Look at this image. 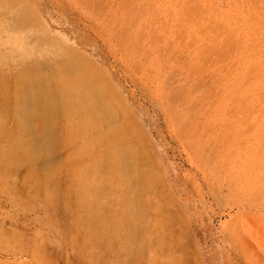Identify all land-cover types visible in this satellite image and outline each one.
<instances>
[{"label": "rangeland", "instance_id": "rangeland-1", "mask_svg": "<svg viewBox=\"0 0 264 264\" xmlns=\"http://www.w3.org/2000/svg\"><path fill=\"white\" fill-rule=\"evenodd\" d=\"M7 1L10 3L6 4ZM0 4V7L2 6L0 36L5 37V34L11 36L12 32L19 30L23 36H28L26 38L28 43L39 45V42H44L48 45V51L39 50L34 59L26 60L21 67L14 61L9 63L5 54L0 52V93L3 94H0V101L2 103L4 101L3 105L0 103V113L2 111L0 114V264L85 263H82L84 260L80 259L79 253L82 244L76 242L72 231L71 214L75 208L68 205L69 197L75 193L71 191L76 190L71 188L77 185L78 188L81 185L83 187L78 181L81 179L80 176L84 175L79 176L80 171H85V169L79 171L80 166L81 168L85 166L82 164L79 168L75 165L77 172L73 167L68 168L71 164L74 166L68 161L72 159L71 161L75 162L71 155L80 147L82 138L77 136L80 140L76 138L74 140L72 136V134L78 135L74 125L75 117L76 120H80L75 116L77 110L79 112L80 106L77 105L79 102L73 98L76 103L74 104L72 98L71 101H67L66 97H75V95L78 97L79 94H76L78 90L86 93L82 92L89 98V101L84 99V103H81L83 104L81 107H87L84 109L86 118L90 116L94 123V129L89 135L101 130L102 125L103 128H109L115 125V122L117 124L120 119L126 123V125L123 123V126L134 123L127 126V130L132 135L131 146L136 148L135 153H139V157L133 160L136 162H131V166L134 164L137 167H131V173L119 179L129 180L127 183L123 180L126 185L128 182L129 186L131 185L129 189L125 188V191L133 192V197L131 196L129 204L124 203L126 206L123 203H114L115 205L112 206L113 208L118 206L119 210L122 206L125 207L121 210H127L125 211L127 215L123 213L124 211H120L124 214L121 213L122 219L126 221L125 224L129 223L128 226L139 224V211L143 208L145 200L148 202L154 195L164 199V201L163 199L156 201L159 198L153 197V205L151 204L153 208L145 215L148 220L152 218V221L150 220V227L147 225L143 230L147 231L139 234V240L135 245V249H139V244L144 241V246L147 245L148 248L144 249L146 255L142 252L146 257L141 258L143 261L139 258V264L141 262L155 264L158 259L157 264H264V0H0ZM3 7L8 9L1 13ZM21 9L24 11L22 12ZM20 11L22 13L20 20L16 21L14 12ZM202 21L203 23H200ZM207 23L208 27L207 25L205 27L204 24ZM37 63L41 64L38 66ZM54 63L62 65H57L59 68H56ZM81 63L84 67L80 65ZM73 64H76L75 67L80 66L77 67L79 68L77 71L73 70L75 68ZM66 65L68 67L73 65V69L69 71L70 68L68 69ZM91 65L95 66V72L97 69L96 74L98 73L99 78L97 75L93 76L95 73L91 71L94 69L88 70L93 68ZM85 66L90 67L87 69ZM52 67L54 74L59 76L54 77ZM64 68L72 75V71H80L79 76L75 73L72 78L77 76L81 78V82L77 79L79 82L75 81V83H79V86L85 85L81 88L86 92L80 90L78 84L75 86L71 77L68 78L71 80L68 81L69 84L66 83L64 78L67 79L71 74L65 76L67 72ZM21 69L24 71L34 69L32 72L40 74L37 75L38 79L34 85L24 80V73L19 75ZM55 69L57 71L62 69L65 77L63 78L61 71L59 72L62 73L61 75L57 74ZM82 71L88 74L91 72L90 76L84 75L89 78L93 76L94 81L91 79V82H88L90 80L86 76L88 80L86 83ZM60 76L61 81L62 79L64 81L58 82L63 84H60L63 88L66 84L71 85V87L66 86V91L70 88V95L61 87L62 92L66 94H64L65 98L60 94L62 93L60 87L57 88L58 83L56 85V79L60 80ZM82 76L83 82L87 85L92 83L95 90L92 89V85L87 86L82 82ZM20 78L23 79L21 86L25 84L23 88L21 87L22 90L24 89L23 92L17 86H20V83L18 84ZM95 79H98L100 84ZM105 82L107 85L103 86ZM45 85L50 90L52 87V90L50 91ZM33 87L35 94L32 91ZM44 88L48 89L47 93L52 94L44 93L48 95L47 102L42 99L43 96L46 97L44 94L42 96ZM53 88L60 90L58 95L64 101L61 103L64 104L61 107L63 111L68 107L69 101L73 107L76 105L77 110L73 108L76 112L69 108L72 111L70 116H75L73 119L70 117L71 119H68L70 121L66 120L69 113L63 112L67 114L64 119L69 126H66L62 117L61 120L58 119V112L61 109L59 107L58 111L57 109L46 111L47 118L51 117L54 126L50 125L52 122L47 121L49 119L45 116H39L41 121H45L42 123H45L43 128L46 132H43L41 128L43 124L37 120L36 123L40 126L36 130L40 132L38 135V132L33 130L23 142L13 140V143L9 134L14 131L17 116L23 113L22 107L24 106L26 110L27 105L35 104L34 95H38L43 100L41 102L39 99V103L45 105L48 103V97H52L49 98V102L53 99L51 104H54L57 95L54 96L52 93ZM71 88L75 92H72ZM57 91L55 89L56 93ZM87 92L92 93L89 95ZM20 94L22 96L27 94L26 102H22ZM89 96L91 98L97 96L95 98L98 99L93 98L95 105ZM15 98L20 103L16 102ZM105 99L108 100L106 103ZM97 101L98 103L101 101L99 105L103 110L101 112L99 107L95 112ZM21 102L25 103L22 105ZM110 104L114 105L113 108ZM92 106L95 108H90ZM114 108L119 112L116 115L117 119ZM80 109H82L81 114L83 108ZM15 111L17 113H14ZM92 111L95 113H89ZM51 112H54L51 115L58 117L51 116ZM73 112L76 114L73 115ZM6 116L10 117L6 118ZM106 116L112 117L107 119ZM52 117L57 122L59 120V126L54 123ZM79 117L85 116L81 114ZM62 120L65 124L62 122L64 128L61 125ZM100 120L101 126L98 124ZM72 126L75 130L72 128L71 131ZM52 127L56 128V131L59 127L65 131L59 129L60 133H57L59 131L53 129L54 131L51 132ZM61 132L65 139L57 137L62 135ZM68 133L70 135H67ZM54 134L57 135L52 136ZM67 136L72 140L70 141ZM60 139L65 142L69 140V145H66L69 147H65V154L63 152L58 157L53 153V149ZM20 144H24L23 147ZM31 145H34L33 148ZM37 147L43 150L40 151L38 159L27 160L24 156L33 153ZM17 150L19 154H15ZM143 154L145 155L142 156ZM63 155H68L71 159L67 156L69 160L65 158L66 163L63 161ZM51 163H54L53 166ZM72 168L75 170V175H78L75 176L79 179L77 182L75 177H71L74 181L69 178L74 176V172L67 174L68 171H74ZM43 170L46 171V179L49 171L50 175L52 171V177L56 172L58 175L54 174L55 182L48 178L54 187L47 186L48 180L45 182L47 189L54 188L48 189L51 195L42 193V188H45ZM37 172L39 174H36ZM131 175L137 176V179ZM35 178L38 182L33 183L36 181ZM71 180L78 184L74 185L71 182L74 186H70ZM27 181L30 185L32 183L31 186L34 188L29 187ZM146 183L148 185H145ZM33 184H38L39 188ZM40 187L41 191L38 190ZM67 188L71 189V194ZM34 189L38 192H32ZM47 189L45 188L46 191ZM147 194L151 195L150 198ZM161 205L162 211L165 212L163 209L165 205L164 207H168V210L165 209L169 212L170 218L174 217L173 221L170 219L171 222H167L168 225L166 223L168 219L164 220L166 225L161 220L167 218V214L164 212L155 214L157 207ZM129 207L134 211H129ZM155 221L162 225H157ZM156 226H163L164 230L163 227L158 229ZM169 227H174V231ZM167 229L169 230L166 233ZM117 231L118 229L113 230V238L120 236L122 239L123 236ZM169 231L172 233L170 234L172 240L168 235ZM159 232L162 233V239L163 233L169 238L165 236L163 240L166 238L167 240L162 241ZM174 234L177 236L173 238ZM166 242H171L172 245L169 243L168 248ZM159 246L162 253L158 251ZM148 252L151 257L147 258ZM117 253L119 257L122 256V252L119 253L116 249L109 254L114 258L118 257L115 255ZM157 253L160 255L156 260L154 255Z\"/></svg>", "mask_w": 264, "mask_h": 264}, {"label": "bare ground", "instance_id": "bare-ground-1", "mask_svg": "<svg viewBox=\"0 0 264 264\" xmlns=\"http://www.w3.org/2000/svg\"><path fill=\"white\" fill-rule=\"evenodd\" d=\"M87 2H89V1H87ZM10 3V1H7L6 2V4H9ZM1 5V4H0ZM2 7V6H1ZM0 7V8H1ZM87 7V6H86ZM5 9H8V8H4L3 7V9L1 10V13L3 12V11H5ZM21 11L23 12L24 10L23 9H21ZM21 11L19 12V13H16V12H14L15 13V16H14V18L16 19V21H19L20 20V15L22 14L21 13ZM91 11V10H90ZM95 12V11H94ZM5 15V14H4ZM121 21V20H120ZM196 21V20H195ZM194 21V22H195ZM198 21H200V20H198ZM205 22V21H204ZM120 23V22H119ZM200 23H203V21L202 22H200ZM198 24V26H199V23H197ZM191 25H192V23H191ZM194 25H196V24H193V26ZM205 25H207V27H208V23L207 24H204V26ZM197 26V27H198ZM202 26V25H201ZM200 26V28H202ZM206 27V26H205ZM210 29V28H209ZM205 30H208V29H205ZM19 30H16V31H14V32H12L11 33V36H10V34H5V37L4 36H0V52H2L3 54H5V57H6V59H7V61L9 62V63H12L13 61H14V63H18L19 65V67H21L22 65H24V63H25V61L26 60H32V59H34L35 57H36V55L39 53V50H41V51H48V48H47V44H45L44 42H39V45H36V44H33V43H28V41H27V37L28 36H23L22 35V33L19 31ZM209 31V30H208ZM210 32V31H209ZM208 32V33H209ZM28 33H30V32H28ZM210 34V33H209ZM211 34H213V33H211ZM206 35V34H205ZM209 36V35H208ZM34 37V36H33ZM197 37V36H196ZM202 37H204V36H202ZM5 38V39H4ZM207 39H208V37H206ZM209 38H210V36H209ZM24 39H26V40H24ZM203 39V38H202ZM211 39V38H210ZM201 40V39H200ZM27 41V42H26ZM196 41H199V40H196ZM216 41V40H215ZM211 43V42H210ZM224 43H225V41H224ZM198 44V43H197ZM203 44V43H202ZM215 44V43H214ZM214 44H212V45H214ZM20 45H22L23 47H20ZM199 45V44H198ZM211 45V44H210ZM219 45V44H218ZM222 45V44H221ZM212 47V46H211ZM218 47V46H217ZM213 48H215V47H213ZM217 49V48H216ZM85 60V59H84ZM83 61V60H82ZM65 62V61H64ZM63 62V64L65 65V63ZM79 62H81V61H78V63ZM84 62H86V61H84ZM67 63V62H66ZM77 63V62H76ZM39 64H41V63H39ZM39 64L37 63V65L39 66ZM55 64V63H54ZM61 64V63H60ZM60 64H58L57 63V65H60ZM56 64H55V66H56V68H59L58 66H57ZM62 65V64H61ZM69 65V64H68ZM74 65V64H73ZM72 65V66H73ZM76 65V64H75ZM75 65L73 66V68L75 67ZM80 65H82L83 66V64L81 63ZM86 65V64H85ZM89 65V64H88ZM67 66V65H66ZM72 66H67V68L69 69L70 68V70L69 71H71V69H73L72 68ZM81 66V67H82ZM92 66V65H91ZM54 67V66H53ZM53 67L51 68V70H53V75H54V77L55 76H59V75H55L54 73H55V71H54V69H53ZM77 67H80L79 65H77ZM77 67H75L73 70H75L76 69V71H77V69H79V68H77ZM84 67V66H83ZM82 67V68H83ZM86 67V66H85ZM90 66H88V67H86L87 69L89 68ZM93 68H90V69H88L89 71H91L92 69H94L95 68V66H92ZM35 68V67H34ZM44 68V67H43ZM55 68V67H54ZM61 68V67H60ZM97 68V67H96ZM25 69V68H24ZM24 69H21L19 72H20V74L19 75H21V74H23L24 73V80L26 81H29V83H30V85H34V82L35 81H37V79H38V76L40 75H38V74H36L35 72H32V71H30V69L29 70H25L24 71ZM27 69V68H26ZM62 69H63V67H62ZM62 69H58V71H57V74L62 70ZM65 69V68H64ZM82 70H84V71H86L85 69H82ZM64 71H66L67 72V70L65 69ZM63 71V72H64ZM67 72L66 74L67 75H65V73H63L62 71V76H63V78L65 77V76H69L70 74H71V72ZM76 71H72V73H73V75L75 74V73H77V75H78V73L80 72H76ZM52 72V71H51ZM91 72H94L95 73V75H93V76H96L97 75V78H99L98 77V73L96 74V72H97V69H96V72H95V69L94 70H92ZM91 72H90V74H88V73H84L83 71H82V73H83V76L84 77H86L87 75H84V74H88V76H90L91 75ZM98 72H100L99 71V69H98ZM60 74V73H59ZM60 74V75H61ZM69 74V75H68ZM93 74V73H92ZM38 75V76H37ZM65 75V76H64ZM73 75L71 74V76H69V77H67V79L66 78H64L66 81V83H68V81H71V80H73V82L75 83V81L76 82H79L77 79H79L80 80V82H81V78H78V76L77 75H75V76H77L76 78H72L73 77ZM82 75V74H81ZM80 75V76H81ZM14 76V75H13ZM42 76V75H41ZM74 76V77H75ZM82 76V82L84 81L83 80V77ZM87 76V77H88ZM93 76H91L92 78H89V80L90 81H88L87 80V77L86 78H84L86 81V83H87V81L88 82H91V79L94 81V77ZM103 76V75H102ZM22 77V76H21ZM25 77H26V79H25ZM70 77H71V80H69L70 79ZM45 78V77H44ZM61 76H60V80H58V79H56V85H57V83H58V86H57V88L59 89V87H60V90H61V87H62V89H64L65 90V92H68V94L70 93L69 91H70V88H68L69 90L68 91H66V86H68V87H71V85H67L66 83H64V84H66L64 87L65 88H63V86H61L60 84H62V83H59V82H63L64 81V79H62L63 81H61ZM69 78V79H68ZM100 78H101V76H100ZM52 79V78H51ZM76 79V80H75ZM20 81L18 82V84L20 83V86L19 85H17V83H16V85L19 87V89H21V87L22 86H24V85H22L21 86V82H22V78H20L19 79ZM39 80H40V77H39ZM39 80H38V83H39ZM54 81H52V83H55ZM59 81V82H58ZM95 81H98V79H95ZM2 82V81H1ZM40 82H42V81H40ZM85 82H83L84 84H86ZM99 82V81H98ZM10 83V82H9ZM13 83V82H12ZM29 83H28V85H29ZM37 83V84H38ZM72 83V82H71ZM70 83V84H71ZM74 83H72L73 84V86H74ZM97 83V82H96ZM95 83V84H96ZM106 83V82H105ZM104 83V85L103 86H105V85H107V83L105 84ZM69 84V83H68ZM78 84V85H77ZM89 84V83H88ZM99 84H100V82H99ZM98 84V85H99ZM40 86H42L43 85V83H42V85L41 84H39ZM63 85V84H62ZM78 86L79 88H81L82 86H85V85H83V84H81V86H79V83H75V86ZM87 85V84H86ZM90 85V84H89ZM89 85H87V86H89ZM91 85H92V87H93V84L91 83ZM90 85V86H91ZM101 85V86H102ZM9 86V85H8ZM46 86V88H48L47 87V85H45ZM72 86V87H73ZM4 87V86H3ZM26 87V86H25ZM50 87H51V85H50ZM55 87V86H54ZM91 87V88H92ZM100 87V86H99ZM110 87V86H109ZM17 88V87H16ZM23 88V87H22ZM57 88H55L56 89V91L58 90ZM87 88H89V87H87ZM97 88V87H96ZM174 88V87H173ZM179 88H180V86H179ZM1 89V88H0ZM8 89V88H7ZM19 89H16L17 91H19V93H21V92H23V90L20 92V90ZM30 89V88H29ZM34 89H35V87H33L32 88V91H33V93L35 92L34 91ZM36 89H38V86H37V88ZM42 89H43V86H42ZM49 89V88H48ZM48 89H45L44 88V92L42 93V96H43V94L44 93H47L46 92V90L48 91ZM55 89L53 88V90L54 91H52V93H54V96H56L57 98H56V100H55V102H54V104H51V101L53 100H51L50 102H49V100L52 98H50V97H48V103H46V105L44 104V103H39V101L41 100L40 98H39V96L37 95V96H35L34 95V97H35V99H36V103L34 104L33 103V105L32 104H30V105H27V107L25 108L26 110H24V106L22 107V114H20V116H17L18 117V119H17V121H15L16 123H14V124H16V126L14 127V131L12 130V132L9 134V136H10V139L13 141V140H16V141H22L23 142V140H25V139H27V137H28V135H29V133L32 131V133H33V130H37V129H39L38 127H40L38 124L39 123H36V122H38L37 120H39V122H45L44 120L43 121H41L42 119H40V117H44L45 116V118H47V115L46 114H48L46 111H51V110H53L54 111V109H57V108H61V107H63V105L61 104V103H64V101H62V97H64L66 94L64 93V92H62V90H61V92L63 93H60L61 94V96H59L58 94V92H60V90L59 91H57V93L55 92ZM92 89H94L95 90V88L93 87ZM100 89V88H99ZM98 89V90H99ZM106 89H107V86H106ZM109 89V88H108ZM177 89V88H176ZM41 90V89H40ZM39 90V91H40ZM50 90V89H49ZM51 90H52V87H51ZM50 90V91H51ZM71 90H72V92H75V91H73V88H71ZM76 90V89H75ZM80 90H84V88H81ZM98 90H96V91H98ZM104 90H105V88H104ZM110 90V89H109ZM31 91V90H30ZM42 91V90H41ZM77 91V90H76ZM85 92H86V90H84ZM15 92V94H16V91H14ZM25 92V91H24ZM49 92V91H48ZM83 92V91H82ZM82 92H80L79 90H78V93L76 92V94H79L80 95V93L82 94ZM98 92H100V90L98 91ZM105 92V91H104ZM112 92V91H111ZM84 93V92H83ZM90 94L92 93V92H89ZM88 92H87V94H89ZM101 93H103V91H101ZM106 93V92H105ZM171 93V92H170ZM1 94V93H0ZM18 94V93H17ZM22 94H24V93H22ZM35 94V93H34ZM47 94H51V92L50 93H47ZM56 94V95H55ZM65 94V95H64ZM84 94H86V93H84ZM89 94V95H90ZM100 94V93H99ZM1 95H3V94H1ZM45 96H46V94H44ZM52 95V94H51ZM70 95V94H69ZM73 95H75V93L73 94ZM72 95V96H73ZM78 95V97L75 95V97H77V98H75V97H71L70 96V98L69 97H66V98H68L67 99V101L68 100H70L71 98H72V100H73V98L74 99H77V101L79 102L77 105H79L80 106V108H83V112H81V114H83L85 117H79L81 114H80V110H82V109H80V108H78L79 109V112H78V110H77V108H76V110H77V112H76V110L74 109L73 110V105H72V103H70V101H69V104H71L72 106H69V104H68V107L67 108H64V111L65 112H68L69 114H68V117L66 118V120H68L70 117L73 119V117H75V116H77L78 118H80V120L78 121V119L76 120V117H75V125H74V128L76 129H74L73 128V126L72 127H70L71 128V131L74 129L75 131H76V133H78V135L76 134L75 136L72 134V136H73V139L74 138H76V139H78V137L79 138H82V143H81V145H80V147L79 148H77V150L76 151H74V149H73V151H74V153H73V151H72V155H71V153L70 154H68V155H71V157L73 156L74 157V161L76 162V164H75V162H73V161H71L72 159L71 158H69V156L68 155H63L62 157L64 158L63 159V161H65V158L67 159V160H69V159H71L70 160V162L68 161V163H73L74 164V166H71L70 164V166L68 167L69 169H71L70 167H73L75 170H76V172H77V166H78V168H79V166L82 164V166L83 165H85V166H83L82 168H81V166H80V168H79V171L80 170H84L85 169V173L84 172H81L80 171V174L79 173H77V174H79V176L80 175H83V176H80L81 177V181L79 180V179H77V177H78V175H75V170L72 168V170H74V171H68L69 173H67L68 175H70V172H74L73 173V175L74 176H68L70 179H72L71 177H75V176H77V177H75V182H77V180H79L78 181V183L80 182L81 184H83V187H84V185H85V187L83 188L82 187V185H81V187L79 186V188H78V183H75V182H73L74 180V178L69 182V183H71V182H73V184L75 185H77V187L75 186V187H73V188H71V189H76L75 191H71L72 193L73 192H75V193H73L70 197H69V200H68V205L70 206V205H72V206H74V208H75V210L74 209H72V210H74L73 212H72V231H73V234L75 235L74 237H76V238H74L75 240H76V242L79 244V245H81L82 244V247H81V251L79 252V250H78V252L80 253V256H81V260L83 259L84 261H82V263L83 262H85L86 264H139V261H140V259L141 258H143L144 257V259H145V257L146 256H143V253H144V249H146L147 247V245H146V243H145V245L146 246H144V241H141V243L139 244V249H135V245H136V243H137V241L139 240V234L140 233H142V231L144 230V228L147 226V225H149V227H150V223H151V219H147V217L145 216L146 215V213L149 211V210H152V206H151V204H152V201H153V197L155 196H153L152 198H150V196H149V194H147V196H149V198H150V200L148 201V202H146V200L144 201L145 202V204H144V202H143V208L141 209V211H139V224H131V225H129L128 226V224L126 223L125 224V222H124V220L122 219V217H123V215L125 214V211L127 212V210H121L122 209V207L120 208V210H119V207L117 206V208L115 207V208H113L112 206L113 205H115L114 203H125V204H129L130 203V201H131V199H132V193L133 192H130V191H125L126 189L125 188H127V189H129L130 187H131V185L129 186V182H128V184L126 185V183H127V181H129V180H119L120 179V177L121 176H123L124 177V175L125 174H130L131 173V167H133L134 166V164L131 166V162H136V161H133V160H136L138 157H139V153L138 152H136L135 153V150L134 149H136L135 147H132L131 145H132V135H131V132H129L127 129H128V127L127 126H131V125H133V124H131V125H127V126H123L122 124L123 123H125V122H123L122 120L123 119H120L121 121H119L117 124H116V122H115V125L113 124V126H111V125H109V126H111V127H109V128H103V125L101 124V120H100V122L98 123V124H100V126L102 125V129L101 130H98V132L97 133H94L93 135H89V133H91L92 132V130L94 129L93 128V125H94V123H92V119H90L91 117L89 116V113H91V114H94L96 111H97V109H98V107H99V105H100V102L102 101H99V103H98V101H97V104L96 105H98L97 106V108H95L94 106H92V107H90V108H92V109H94L95 108V112H89L88 113V116L89 117H87L86 118V114H84V112L86 113V111H84V109H85V104H84V106L85 107H81V105H83V104H81V103H84V99L85 100H87V101H89V98L88 97H86L85 95H80L79 96ZM101 95H103V94H101ZM107 96H108V94H106ZM115 95V94H114ZM17 97L16 98H18V95H16ZM19 96H21L22 98H21V100H22V102L23 101H25L26 102V97H27V94H25V96L23 95H19ZM48 96V95H47ZM47 96L46 97H42V99L43 100H45L46 102H47ZM83 96H84V98H83ZM88 96V95H87ZM6 97V96H5ZM8 97H9V95H8ZM23 97L25 98V100H23ZM58 97H59V99H58ZM64 97V98H65ZM83 99H82V98ZM90 97V96H89ZM95 97H97V96H95ZM94 96H93V98H94V100L95 99H98V98H95ZM103 97V96H102ZM15 98V101L17 100ZM50 98V99H49ZM54 98V97H53ZM79 98H81V100L79 99ZM93 98H91L90 97V99H92V102H93ZM202 98V97H201ZM9 100H10V98H8ZM19 100H20V98H18ZM40 99V100H39ZM55 99V98H54ZM80 101H83V102H80ZM109 99V98H108ZM6 100V99H5ZM43 100H41V102L43 101ZM58 100H61L62 102H60V101H58ZM64 100H66V99H64ZM104 100V99H103ZM106 100L107 99H105V103H106ZM111 100H112V98H111ZM76 101V100H75ZM76 101V102H77ZM86 101V102H87ZM108 101V100H107ZM118 101V100H117ZM16 102H18V100L16 101ZM16 102H15V105H16ZM21 102V104L23 105L24 103H22ZM57 102V104H55ZM73 102H74V100H73ZM92 102H88V103H91V105L94 103H92ZM96 102V101H95ZM115 102V101H114ZM200 102V101H199ZM0 103H1V105H3V103H4V101H3V103L0 101ZM18 103H20V102H18ZM17 103V104H18ZM50 103V104H49ZM52 103H53V101H52ZM86 104L87 106L89 105V104ZM108 103H110V102H108ZM196 103V102H195ZM204 103V102H203ZM74 104H76L75 102H74ZM102 104H103V101H102ZM188 104V103H187ZM21 105V106H22ZM94 105H95V103H94ZM105 104H103V106H104ZM108 105V104H107ZM110 105H112V108H113V104H110ZM26 106V105H25ZM17 107V106H16ZM20 107V106H19ZM78 107V106H77ZM94 107V108H93ZM106 107V106H105ZM110 107V106H109ZM188 107H190V106H188ZM1 108H2V106H1ZM4 108H7V106L5 107L4 106ZM18 108V107H17ZM16 108V109H17ZM69 108H72L71 110H73L74 112H76L77 113V115H75L74 114V112H73V115H75V116H70L71 114H72V111L71 110H69ZM87 108V107H86ZM100 108V107H99ZM102 108V107H101ZM100 108V112H101V109ZM104 108V107H103ZM19 109V108H18ZM62 109V108H61ZM61 109H59V112H58V116H53V115H51L52 113H54V112H51L50 113V115L51 116H53L54 118H57L58 117V119L60 118V120H61V117L63 118V120H64V122H65V119H64V117L65 116H67V114H65V113H63L64 111H63V109L61 110ZM104 109H108V107L107 108H104ZM120 109V108H119ZM2 110V109H1ZM15 109H14V107H13V111H14ZM60 110L62 111V112H60ZM88 110H89V108H88ZM88 110H87V112H88ZM91 110V109H90ZM111 110V109H110ZM109 110V111H110ZM114 110H116V112L114 111ZM114 110H112L113 111V113L115 112L116 114H115V118H116V115L119 113L118 112V109H116V108H114ZM7 111H9V110H7ZM17 111H19V110H17ZM17 111H15L14 113H17ZM56 111H58V109L56 110ZM55 111V112H56ZM71 111V112H70ZM103 111V110H102ZM106 111V110H105ZM4 112H6V111H4ZM108 112V111H107ZM123 112V111H122ZM186 112V111H185ZM1 113H2V111H1ZM0 113V114H1ZM62 113V115L60 116V114ZM78 113H79V116H78ZM99 113V112H98ZM103 113V112H102ZM6 114V113H5ZM63 114H65V115H63ZM97 114V113H96ZM95 114V115H96ZM100 114V113H99ZM108 114H109V112H108ZM110 114H111V112H110ZM191 114V113H190ZM206 114H207V112H206ZM7 115V114H6ZM11 115V114H10ZM105 115H106V112H105ZM187 115V114H186ZM210 115V114H209ZM15 116V115H14ZM14 116H12V118L14 117ZM40 116V117H39ZM91 116H94V115H91ZM100 116V115H99ZM102 116V115H101ZM122 116V115H121ZM3 117H5V115L3 116ZM8 117H10V116H8ZM7 116H6V118H8ZM52 117V119H54ZM97 117V116H96ZM107 117V116H106ZM106 117H104L105 119H106ZM110 117H112V116H110ZM109 117V118H110ZM124 117V116H123ZM70 118V119H71ZM89 118V119H88ZM95 118V117H94ZM103 118V120L105 121V119ZM108 117H107V119H109ZM47 119H49V120H47V121H50V122H52V120H51V117L49 116ZM57 119V120H58ZM97 119V118H96ZM99 119H101V118H99ZM117 119V118H116ZM125 119V118H124ZM63 120L61 121V125H62V127L64 128V126H63V124H64V122H63ZM125 120H127V119H125ZM124 120V121H125ZM68 121H70V120H68ZM73 120H71V122H72ZM78 121V122H77ZM110 122L112 121V120H109ZM113 121H114V117H113ZM7 122H8V119H7ZM57 123V126H59L60 125V122H59V120H58V122H59V124H58V122L56 121V119H54V123ZM62 122H63V124H62ZM70 122V123H71ZM98 122V121H97ZM105 122H107V121H105ZM120 122H122V123H120ZM66 123V122H65ZM68 123V122H67ZM67 123H66V126H69V125H67ZM104 123V122H103ZM128 123H131V122H129L128 121ZM127 123V124H128ZM43 124V123H42ZM42 124H40V125H42ZM50 124V123H49ZM97 124V123H96ZM44 125H45V123L43 124V126H41V128H43L44 127ZM51 126H54L53 125V122L50 124ZM50 125H49V127H50ZM65 125V124H64ZM71 125H73V124H71ZM125 125H126V123H125ZM198 125V124H197ZM207 125V124H206ZM12 126H14V125H12ZM12 126H11V128H12ZM66 126H65V128H66ZM107 126V125H106ZM55 127H56V125H55ZM61 127V128H62ZM126 127V128H125ZM133 127V126H132ZM228 127V126H227ZM62 128V129H63ZM70 128L68 129V131L70 130ZM73 128V129H72ZM96 128V127H95ZM13 129V128H12ZM49 129V128H48ZM47 129V130H48ZM53 129H55V131H56V128H53L52 127V129H51V132H53L54 130ZM58 129V128H57ZM59 129H60V127H59ZM59 129L57 130V131H59ZM62 129H60L61 131H65L64 129L62 130ZM97 129H98V127H97ZM96 129V130H97ZM42 131V130H41ZM46 132V129L44 130V128H43V132ZM56 131V132H57ZM132 131V130H131ZM38 131H36V133H37ZM42 132V133H43ZM55 132V133H56ZM36 133H34V134H36ZM40 132H38L37 133V135L39 134ZM48 133V132H47ZM49 133H50V131H49ZM57 133H60V131L59 132H57ZM74 133V132H73ZM200 133V132H199ZM61 134L62 135H57V134H54V135H52V136H55V135H57V137H59V138H63L64 137V135H63V132H61ZM64 134H65V132H64ZM75 134V133H74ZM79 134H81L80 136H79ZM133 134V133H132ZM32 135V134H31ZM41 135H43V134H41ZM49 135V134H48ZM67 135H70L69 133L67 134ZM52 136H51V138H52ZM78 136V137H77ZM38 137V136H37ZM36 137V138H37ZM46 137V136H45ZM68 137V136H67ZM31 138H33L34 139V137H31ZM30 138V139H31ZM44 138V137H43ZM56 137H54V139H55ZM69 138V137H68ZM42 139V138H41ZM53 139V138H52ZM51 139V140H52ZM64 139H65V137H64ZM70 139V138H69ZM35 140V139H34ZM58 140V139H57ZM56 140V141H57ZM72 140V138L70 139V141ZM75 140V139H74ZM78 140H80V139H78ZM31 141V140H30ZM49 141V140H48ZM47 141V142H48ZM68 141L69 140H67L66 142L63 140L62 141V139H60L59 140V142L56 144V146L54 147V149L52 148L53 146H51V149H53L54 151H53V153L55 154V155H57L58 157H60L61 155H62V153L65 151V147H69V146H66V145H69L68 144ZM137 141V140H136ZM32 142V141H31ZM38 142V141H37ZM64 142H65V145H64ZM73 142V141H72ZM12 143V142H11ZM13 143H14V141H13ZM49 143V142H48ZM47 143V144H48ZM53 143H54V141H53ZM70 143V142H69ZM138 143V142H137ZM16 144H17V142H16ZM33 144V143H32ZM73 144V143H72ZM18 145V144H17ZM21 145V144H20ZM24 145V144H23ZM23 145H21L22 147H23ZM36 145V144H35ZM51 145V144H50ZM134 145V144H133ZM19 146V145H18ZM32 146H34V145H31V147ZM48 146V145H47ZM73 146V145H72ZM140 146V145H139ZM30 147V146H29ZM45 147H46V145H45ZM78 147V146H77ZM19 148H20V146H19ZM18 147H17V149H19ZM33 148V147H32ZM40 147H37L36 148V150L32 153H29L27 156L25 155L24 157L28 160V159H30V161L31 160H34V159H38V157H39V155L41 154L40 153V151H43L42 150V148H40ZM140 150V148H137V150ZM29 151H31L30 149H28ZM47 150V149H46ZM50 150V149H49ZM143 149H141V153H143V151H142ZM10 151V150H9ZM20 151V150H19ZM51 151V150H50ZM48 152V151H47ZM138 153V154H137ZM15 154H19V152H18V150H17V152H15ZM51 154V153H50ZM64 154H65V152H64ZM145 154H143L142 156H144ZM44 156V155H43ZM53 156V155H52ZM64 156H66V157H64ZM67 156H68V158H67ZM18 157V156H17ZM61 157V158H62ZM201 157V156H200ZM20 158V157H19ZM22 158V157H21ZM44 158V157H43ZM52 158V157H51ZM50 158V159H51ZM212 158V157H211ZM12 159H13V157H12ZM21 160L22 159H20V162H21ZM43 160V159H42ZM45 160V159H44ZM60 160V159H59ZM66 160V161H67ZM143 160V159H142ZM149 160V159H148ZM18 161H19V159H18ZM65 161V162H66ZM50 162V161H49ZM55 162V161H54ZM61 162H62V159H61ZM137 162H141V160H137ZM148 162H150V161H148ZM152 162V161H151ZM40 163V162H39ZM47 163V162H46ZM45 163V164H46ZM63 163V162H62ZM62 163H60V164H62ZM67 163V162H66ZM52 164V163H51ZM54 164V163H53ZM53 164H52V166H53ZM65 164V163H64ZM20 165H22V164H20ZM29 165V164H28ZM75 165H77V166H75ZM52 166H50V167H52ZM136 167H137V165H135ZM134 166V167H135ZM44 167H45V165H44ZM86 167V168H85ZM6 168V167H5ZM32 168V167H31ZM34 168V167H33ZM43 168V167H42ZM56 168V167H55ZM62 168V167H61ZM67 167H66V169H68ZM87 168H88V170H87ZM150 168H151V166H150ZM36 169V168H35ZM46 169V168H45ZM47 169H48V167H47ZM54 169V168H53ZM52 169V170H53ZM145 169V168H144ZM21 170V169H20ZM29 170V169H28ZM37 170V169H36ZM45 170H43V173H45L44 174V176L46 175V171L44 172ZM48 171V170H47ZM32 172H34V171H32ZM55 172H56V170H55ZM64 172V171H63ZM42 173V174H43ZM49 173H50V171H49ZM49 173H47V179H46V176L44 177L45 178V180H43V177L41 178V180H43V182L45 183L47 180H48V182H46V183H48L47 184V186H49V185H51V187H54L53 185L54 184H51V182H49V180L50 179H48V178H51V181H54L55 182V178H56V173H54V174H56V175H54L53 174V176L55 177H52V171H51V175L49 174ZM60 173V172H59ZM62 173V172H61ZM36 174H39L38 172L36 173ZM50 175V177H49V175ZM65 174V173H64ZM27 175V174H26ZM32 175L34 176V173H32ZM61 175V174H60ZM28 176H30V175H28ZM58 176V175H57ZM131 176H133V177H136V179H137V176H134V175H131ZM25 177V176H24ZM23 177V178H24ZM36 177V176H35ZM37 177H38V175H37ZM67 177V178H68ZM79 177V178H80ZM32 178V177H31ZM31 178H29V179H31ZM53 178H54V180H53ZM68 178V180H70ZM29 179H27V180H29ZM37 178H35V180H36ZM133 179V178H132ZM14 180V179H13ZM33 180V179H32ZM38 180V179H37ZM35 181V182H33V183H36V182H38V181ZM60 180V179H59ZM135 180V179H134ZM66 181H67V179H66ZM121 181H123L122 183H121ZM141 181H142V179L140 180V183H141ZM53 182V183H54ZM59 182V181H58ZM134 182V181H133ZM147 182V181H146ZM27 183H28V181H27ZM26 183V184H27ZM43 183V184H44ZM46 183L44 184L45 186V188L47 189V187H46ZM50 183V184H49ZM61 183V182H60ZM125 183V184H124ZM157 183V182H156ZM15 184V183H14ZM20 184H22V183H20ZM29 184V187H33V186H31L32 185V183H31V185H30V183H28ZM42 184V185H43ZM64 184V183H63ZM68 184V183H67ZM72 183L70 184V186L71 185H73ZM33 185H35V187H37V188H39V186H38V184H33ZM41 185V186H42ZM66 185V184H65ZM69 185V184H68ZM73 185V186H74ZM124 185H126V186H124ZM145 185H148L147 183L145 184ZM13 186H15V185H13ZM60 186H62V185H60ZM10 187V186H9ZM25 187V186H24ZM29 187L27 188L28 190H29ZM50 187V186H49ZM48 187V189H54V188H49ZM136 187V186H135ZM138 187V186H137ZM139 187H141V186H139ZM34 188V187H33ZM45 188H42V193H50V191L48 190V191H46L45 190ZM60 188V187H59ZM70 188H67L68 190H69V194H71V192H70ZM81 188H83V189H81ZM44 189V190H43ZM77 189H81V191L80 190H78L77 191ZM26 190V189H25ZM30 190H31V188H30ZM38 190H40L41 191V187H40V189H38ZM67 190V191H68ZM27 191V190H26ZM38 192V191H36V189H34L32 192ZM39 191V192H40ZM60 191V190H59ZM149 191V190H148ZM54 192V191H53ZM158 192V191H157ZM163 192V191H162ZM159 193V192H158ZM30 194V193H29ZM54 194V193H53ZM69 194L67 195V196H69ZM49 195V194H48ZM50 195H51V193H50ZM139 195V194H138ZM36 196V195H35ZM46 196V195H45ZM132 196V197H131ZM141 196V195H140ZM32 197V196H31ZM49 197L50 196H48V199H49ZM58 197V196H57ZM67 198V197H66ZM154 198H159V199H157L156 201H159V200H161L162 201V199L160 198V197H154ZM148 199V198H147ZM34 200V199H33ZM155 200V199H154ZM45 201H47V200H45ZM50 201V200H49ZM163 201H164V199H163ZM167 202V200L165 199V203ZM132 204H133V201L131 202ZM136 203V202H135ZM55 204H57V202L55 203ZM124 204V205H125ZM142 204V203H141ZM138 205V204H137ZM136 205V207H138ZM153 205V204H152ZM168 205V204H167ZM166 205V206H167ZM55 206V205H54ZM119 206H121V205H119ZM126 206V205H125ZM135 206V205H134ZM165 206V205H164ZM163 206V209L165 210V212L164 211H162L161 210V208H162V205H161V207H157L158 209H160L161 211L159 212V210L158 209H156L157 210V213H155V214H159V213H163L164 212V214H167L168 215V217L166 218H164V219H159L163 224H165L166 225V223L167 222H169L170 221V217L171 216H169V212H167L166 211V209L168 208H166V207H164ZM123 208H125V207H123ZM130 208V207H129ZM129 208H127V209H129ZM132 208V207H131ZM129 209V211H131L132 209ZM155 208V207H154ZM166 208V209H165ZM69 209V208H68ZM136 209V208H135ZM71 210V211H72ZM139 210V209H138ZM137 210V211H138ZM168 210V209H167ZM70 211V210H69ZM68 211V212H69ZM120 211H124L122 214L120 213ZM132 211H134V209L132 210ZM131 211V212H132ZM137 211H136V213H137ZM131 212H128V213H131ZM71 213V212H70ZM135 213V214H136ZM161 213V214H162ZM125 215H127V214H125ZM170 215H172V214H170ZM132 216V215H131ZM138 216V215H137ZM153 216V215H152ZM125 218H126V216H124ZM129 217H130V214H129ZM135 217V216H134ZM173 217V216H172ZM162 218V217H161ZM174 218V217H173ZM172 218V219H173ZM134 219V218H133ZM158 219V218H157ZM156 219V221H158ZM166 219H168V221H166ZM171 219V221H173ZM137 220V219H136ZM151 220V221H150ZM166 221V223H165V221ZM175 220V219H174ZM129 221V220H128ZM154 221V220H153ZM155 221V222H156ZM159 221V222H160ZM170 221V222H171ZM154 222V223H155ZM169 222V223H170ZM175 222V221H174ZM157 223V225L158 224H161L162 225V223H158V222H156ZM167 225H168V223H167ZM174 225V224H173ZM176 226V225H175ZM140 227V228H139ZM157 227V226H156ZM159 228H162L163 226H158ZM157 227V228H158ZM158 228V229H159ZM170 228V230L172 229H174V227L172 228V227H169ZM70 229V228H69ZM115 229H118V231H119V234L120 235H122L123 237H122V239H121V237L119 236V238H115V239H117L118 241H116L114 238H113V230H115ZM151 229H153L152 228V226H151ZM155 229V228H154ZM166 229V228H165ZM162 230H164V227L162 228ZM169 229H167V230H165V232L167 233V231H168ZM117 231V232H118ZM147 231V230H146ZM145 231V232H146ZM159 231H161V229L159 230ZM174 231V230H173ZM144 232V231H143ZM144 232V233H145ZM170 232V231H169ZM115 233V232H114ZM71 234V233H70ZM170 234H172L171 232L168 234L169 236H170V238H171V235ZM152 235H154V234H152ZM159 235H160V238H161V235H162V233H160L159 232ZM167 234L165 235L164 233H163V239L165 238V236H167V238H169V236H168ZM175 235V234H174ZM172 235L173 236V238L174 237H176L177 235ZM117 235H116V237H118ZM114 237H115V235H114ZM150 238H152V237H150ZM159 238V237H158ZM167 238L165 239V240H167ZM145 239V238H144ZM154 239H155V236H154ZM162 238H161V240L162 241H165V240H163ZM151 240V239H150ZM171 240H172V238H171ZM171 240H169V241H171ZM173 242H175V241H173ZM155 243V242H154ZM167 244H166V246L168 247V244L169 245H172L171 244V242H166ZM76 244V243H75ZM77 246V245H76ZM146 247V248H145ZM173 247V246H172ZM176 247V246H175ZM155 248V247H154ZM153 248V249H154ZM158 248V247H157ZM156 248V249H157ZM159 252L160 253H162V249H161V246H159ZM162 248H163V246H162ZM165 248V247H164ZM169 248V247H168ZM171 248V247H170ZM116 249V251L118 252L119 251V253H120V251L122 252V256H120L119 257V255H118V253L117 254H115V255H118V257L117 256H115L114 258L112 257V254H109V253H111L112 252V250H115ZM148 249V248H147ZM166 249V248H165ZM165 249H164V252L166 253V251H165ZM173 249V248H172ZM168 250V249H167ZM174 250V249H173ZM155 251V250H154ZM168 251H170V250H168ZM114 252V251H113ZM143 252V253H142ZM156 253V251L154 252V254ZM170 253H171V251H170ZM145 254V253H144ZM146 255V254H145ZM160 255V254H159ZM159 255H158V253H157V255H154V258L157 260L158 258H159ZM162 255V254H161ZM165 255V254H164ZM79 256V257H80ZM150 256V252H148V256H147V258ZM156 256H157V258H156ZM78 257V258H79ZM151 257V256H150ZM138 258V259H137ZM140 258V259H139ZM155 259H154V261H155ZM142 261H143V259H141ZM151 260V259H150ZM159 260V259H158ZM157 260V261H158ZM145 261V260H144ZM153 261V260H152ZM154 261H153V263H154ZM157 261H155V264H157L156 262ZM84 263V264H85ZM81 264V263H80ZM141 264H143L142 262H141Z\"/></svg>", "mask_w": 264, "mask_h": 264}]
</instances>
